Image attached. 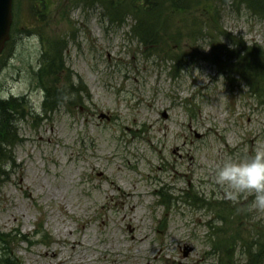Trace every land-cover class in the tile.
Listing matches in <instances>:
<instances>
[{"label":"rangeland","instance_id":"374dc122","mask_svg":"<svg viewBox=\"0 0 264 264\" xmlns=\"http://www.w3.org/2000/svg\"><path fill=\"white\" fill-rule=\"evenodd\" d=\"M110 2L53 0L38 22L21 8L20 33L0 58V100L29 103L3 167L4 246L17 264H221L216 245L240 234L229 251L247 264L248 232L264 230V213L250 210L254 195L230 201L213 177L225 161L264 148V105L234 54L264 52V0L152 10L143 19L149 31L167 20L157 48L135 33L133 12L112 21L119 9ZM41 37L64 41L59 85L81 79L76 106L44 112L33 75ZM250 78L264 93V81Z\"/></svg>","mask_w":264,"mask_h":264},{"label":"trees","instance_id":"16d2710c","mask_svg":"<svg viewBox=\"0 0 264 264\" xmlns=\"http://www.w3.org/2000/svg\"><path fill=\"white\" fill-rule=\"evenodd\" d=\"M52 1L53 0H15L14 25L12 28L13 37L20 33L19 22L23 4L28 7L29 14L32 15L34 19H36V22H38L39 18L42 15L47 14L49 11H51L49 6H51ZM213 1L215 0H111V7H116L117 9H119L117 10L118 12H114V14H112L111 19L115 22L118 21L120 17L124 16L121 15V13L130 12L125 14H131V12H133V15L135 16L137 21L134 31L140 37L143 44L153 48L159 47L160 44L164 47L165 42L168 38H164V36H166L167 34L164 31V28H166L167 20L164 19L162 22H158L160 25L156 30V34H154L155 31L151 32L148 30L149 25H146L145 21H143V19H145L144 16H147V18L152 17V10L154 11L157 8L161 9V11H165L166 13H168V15H174L177 13L184 14L187 11L191 12L199 8H202L204 11H210L209 7L211 8ZM155 2L156 5H154ZM253 5L255 6L254 3ZM260 11L262 12V14H264V9H260ZM154 19L157 18L154 16ZM166 32H168L167 28ZM41 41L43 44L44 52L42 54L40 67L37 71L33 72V75H35V79L36 82L38 81L39 87L45 92V101L43 104L44 112L47 113L48 111L57 110L59 107H62L65 101L68 100H70L72 105L76 106L78 104L77 99L79 95L85 92V89L83 87L84 85L81 79L73 82L71 78L72 84L71 82H68L70 83V85H65L63 87H60L59 85L63 83V81L61 82L59 77L65 70V62L62 56L64 41H54L45 39L44 37H41ZM191 43L193 45L192 48H194V46L197 44L196 37L191 39ZM10 44H8V47L10 46ZM160 48L162 50V47ZM160 48H158L157 50H159ZM251 50L254 49H247L246 53ZM254 52L255 54H252L250 52L247 55L245 52L241 54L234 51V54H237L236 59L240 67V69L237 70V73L241 75L242 78L246 81L251 94L259 101V103L264 105V93H262L263 88L261 86H258L260 83H262V81H257V85V83L254 84V81L250 78L251 75L254 76L255 72L256 76L264 81L261 72L264 71V64L260 63V59L264 57V52L262 50L256 49L254 50ZM179 59L182 60V57H179ZM257 67L260 68L261 71L256 70ZM28 106L29 103H27L25 98H11L8 100H0V189L3 186L4 177H6L7 175V173L4 172L3 167L5 166L6 162L12 159L10 152H8L7 149L10 147H14L19 143L17 122L18 118L22 116V114L23 117L25 116ZM252 228L253 229H251V232H248V234L253 238L252 241L254 239H257L254 240L256 243L254 244L256 250L254 251L255 254L252 252L253 254L251 255V250L254 247L251 246L252 241L248 240L245 242L246 246H248L246 254L249 258V261L247 264H254V259L257 257H262L264 259V230L262 229L263 231L260 230L259 232H256L254 226ZM219 233L224 234L225 230L220 231ZM253 233H256V236H252L251 234ZM6 239L7 236L0 231V249L1 246H4L7 243ZM238 239H242L240 234L235 235L233 239L232 237L229 238V241H225L224 244L219 243L218 245H216L217 251L219 250L223 252V256L221 257L220 261L221 264H236L232 261L233 255L229 250L233 251L234 240ZM2 251L3 254L2 256H0V264H17L16 260H12L11 255L8 253L5 246L3 247Z\"/></svg>","mask_w":264,"mask_h":264},{"label":"clouds","instance_id":"9594fccd","mask_svg":"<svg viewBox=\"0 0 264 264\" xmlns=\"http://www.w3.org/2000/svg\"><path fill=\"white\" fill-rule=\"evenodd\" d=\"M213 179L233 203L244 194L254 195L250 210L264 213V148L247 159L225 161L215 169Z\"/></svg>","mask_w":264,"mask_h":264},{"label":"water","instance_id":"95a60500","mask_svg":"<svg viewBox=\"0 0 264 264\" xmlns=\"http://www.w3.org/2000/svg\"><path fill=\"white\" fill-rule=\"evenodd\" d=\"M13 24V0H0V55L10 40ZM105 118V116H102Z\"/></svg>","mask_w":264,"mask_h":264},{"label":"bare ground","instance_id":"6f19581e","mask_svg":"<svg viewBox=\"0 0 264 264\" xmlns=\"http://www.w3.org/2000/svg\"><path fill=\"white\" fill-rule=\"evenodd\" d=\"M256 70H260L261 71V69L258 68V67L256 68ZM190 158H191L190 161L192 162L191 165H193L194 164L193 157L190 156ZM124 196H126L125 198H127V199H131L133 197V195L131 193H129V192H127ZM133 239H136V237L134 236ZM144 241H145V239H140V242L141 243H144ZM76 244H77V242H75V244L73 245L74 246L73 247L74 249L76 248ZM56 255L57 254L55 252L52 254L53 257H55Z\"/></svg>","mask_w":264,"mask_h":264}]
</instances>
